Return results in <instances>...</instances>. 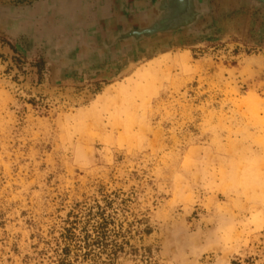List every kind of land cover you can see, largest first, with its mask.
I'll return each instance as SVG.
<instances>
[{"label": "rangeland", "instance_id": "rangeland-1", "mask_svg": "<svg viewBox=\"0 0 264 264\" xmlns=\"http://www.w3.org/2000/svg\"><path fill=\"white\" fill-rule=\"evenodd\" d=\"M140 1L70 58L0 29V264H264V5Z\"/></svg>", "mask_w": 264, "mask_h": 264}, {"label": "water", "instance_id": "water-1", "mask_svg": "<svg viewBox=\"0 0 264 264\" xmlns=\"http://www.w3.org/2000/svg\"><path fill=\"white\" fill-rule=\"evenodd\" d=\"M161 1V2H160ZM159 10L160 15L157 19V24L148 27L144 32L146 34L156 32H172L177 29L186 28L194 24L200 11L196 8L197 0H160ZM264 5V0H255ZM69 2L64 3L68 6ZM54 6L41 7L39 11H35L36 7L29 8H13L0 7V27L2 29L14 30L16 33L23 34L30 39H44L50 46L55 44H63V42L71 41L73 44L78 40H82L84 32L82 30H71L72 28H64L60 23V15L53 12ZM52 9V13L49 11ZM65 14L63 13L62 16ZM160 24V27H158ZM21 26H24L23 28ZM49 26H51L49 28ZM37 27V28H36ZM74 36V38H71ZM123 37L121 33L111 43L112 46L120 42ZM55 40V41H54ZM55 42V44H53ZM109 45V44H108ZM112 46L104 47L106 51L111 50ZM97 49L99 47H96Z\"/></svg>", "mask_w": 264, "mask_h": 264}, {"label": "crops", "instance_id": "crops-1", "mask_svg": "<svg viewBox=\"0 0 264 264\" xmlns=\"http://www.w3.org/2000/svg\"><path fill=\"white\" fill-rule=\"evenodd\" d=\"M4 2H5V0H0V7H13V8H25V7L33 8L34 7V9L36 7L35 11H37V12L39 11L38 9H40L41 7L46 8V7L54 6V8H52V9H54L53 12L60 15L59 20H60V23H62L64 28L68 29V27H70L76 31L77 27H79V30H82L83 32H84V30H87V29L89 31L96 29V27H98V24H99L98 22L104 21V22L110 23L114 19L116 20V13L119 10L122 12L123 11L125 12V11H128V8L132 9L133 6H135V5H136V7H138L136 9L138 10V12L142 16L146 15L145 13H147V6L142 5L143 3L141 5L138 4L141 2L140 0H135V1L134 0H42L40 2H36L32 5H27V6H22V7L14 5L17 3H12V5H6V3H4ZM67 2H69L67 7H66V5L60 6V5H63L64 3H67ZM52 9L49 11V14L52 13ZM63 13L66 14L65 20L69 19V21H68L69 25L63 24V20H64V18L62 19ZM71 15L74 17L73 18L74 20L76 19L75 21L73 20L74 22L70 21V20H72V19H70ZM81 22H83V23L80 24ZM108 23H107V26L109 28L110 25ZM74 24H77V25H74ZM50 27L51 26H49V28ZM99 27H101V26L99 25ZM108 28L105 27V29H103L104 34H102V35H105L106 37L108 36V38H109L110 35H108V34H110L109 33L110 30ZM0 29H2V28L0 27ZM2 30H8V29H2ZM12 31L14 32V34L20 35L19 33H16L14 30H12ZM71 38H74V36H72ZM32 40L34 41L33 43H38V41H43L44 39H36V40L32 39ZM46 44H48V43L46 42ZM53 44H55V42ZM74 44L72 42L70 44H68L67 41L65 40L63 42V44H55L53 46H50L48 44V46H50L52 48L51 51H55V52L62 51L64 53H67L66 54L67 58H70L71 54L74 53L73 52L74 50H71L69 48L73 49L72 46H74ZM60 46H63L62 50L58 49ZM83 48H86V47H83ZM83 48H79V49H83ZM106 52L110 53L111 50L106 51ZM78 54L80 55V57H83V58H90L91 55L93 57V55L96 54L97 56L94 57V59H99L100 57H102V55H104V53L102 54V52H100L99 48L97 49L95 47H90L87 49V51L84 49L82 51L79 50Z\"/></svg>", "mask_w": 264, "mask_h": 264}, {"label": "trees", "instance_id": "trees-1", "mask_svg": "<svg viewBox=\"0 0 264 264\" xmlns=\"http://www.w3.org/2000/svg\"><path fill=\"white\" fill-rule=\"evenodd\" d=\"M105 222H102V223H99L97 226H95V228L93 229L94 231V243L98 246H100L101 248L104 246V244L106 243V237H105ZM65 253L67 252V249H64L63 250ZM63 263V262H61ZM231 264H241L239 262H232Z\"/></svg>", "mask_w": 264, "mask_h": 264}]
</instances>
